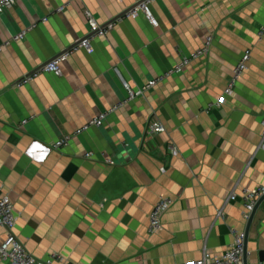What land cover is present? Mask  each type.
<instances>
[{
  "label": "crops",
  "instance_id": "1",
  "mask_svg": "<svg viewBox=\"0 0 264 264\" xmlns=\"http://www.w3.org/2000/svg\"><path fill=\"white\" fill-rule=\"evenodd\" d=\"M142 1L17 0L0 14V47L11 41L0 51V183L18 216L15 235L39 259L185 264L206 251L222 255L232 230L245 231L248 222L240 199L227 203L230 194L264 186V0H155L158 26L143 13L115 21ZM87 12L101 25L116 22L93 41L94 51L72 52L60 76L43 72L19 84L88 34ZM209 37L208 52L180 73L102 126L53 146L123 101L125 84H147ZM247 49L235 93L213 106ZM155 122L166 131L148 135ZM161 197L174 204L163 228L150 233ZM261 252L264 202L250 230L249 264H262Z\"/></svg>",
  "mask_w": 264,
  "mask_h": 264
},
{
  "label": "built area",
  "instance_id": "2",
  "mask_svg": "<svg viewBox=\"0 0 264 264\" xmlns=\"http://www.w3.org/2000/svg\"><path fill=\"white\" fill-rule=\"evenodd\" d=\"M155 0H143L136 6L129 9L123 16H120L115 19L116 22H120L124 18H137L141 13H143L147 19L154 26H158L159 22L154 17L151 11V3ZM17 3V0H0V14L5 12L7 9L12 8ZM66 6H61L57 9L58 12H62ZM88 24H89V32L88 34L82 38L79 42H77L74 46H72L69 50H66L56 56L53 60L46 63L39 70L34 72L33 74L25 76L19 84L27 83L31 81L35 76L43 72L53 73L57 76L62 75V63L71 55L72 52L79 51L81 49L87 50L88 52H93V41L100 36L107 35L115 25V21L110 22L106 25H101L99 22L92 16L90 12H87ZM48 17L43 18V22H46ZM37 26V23L31 25L29 28L22 30L17 33L13 37V41H18L23 39L30 30L34 29ZM264 35V27L260 31V36ZM212 37H209L206 40V43L202 48L197 50L190 58L184 59L182 62L172 66L165 72L161 73L158 77L150 80L147 84L134 89L129 86V84H125L127 90L126 98L110 108L102 112L97 117L93 118L89 122H87L81 128H78L74 133L67 134L59 139H57L53 146L55 148H62L67 146L74 136L82 134L84 131L91 127H100L102 126L109 115L116 110L120 109L124 105L133 101L135 98L144 95L147 91L155 87L158 83L164 82L166 79L172 77L175 74L180 73L185 66L190 64L194 59L200 58L205 53L208 52L209 47L211 46ZM11 44V41H7L0 47V51ZM251 58V49H247L240 60L237 62L234 67L233 73L228 80L227 86L224 90V94L219 98V100L212 104L213 106H221L226 102L227 97L232 96L235 93L236 86L243 75V73L248 69V63ZM28 119H24L22 121L23 124L28 123ZM263 127V141H264V118L262 121ZM166 128L160 123L155 122L149 127L147 132L148 135L153 133L165 132ZM94 155V152L90 151L86 154L88 158H91ZM111 164H114V160H109ZM164 171V168H163ZM264 196V186H259L255 188H243L240 193L232 192L227 199L228 202L236 201L240 199L245 208L246 217L249 219L251 213L255 209L259 200ZM174 199L171 197H161L152 211L149 214V232L157 233L163 228V217L166 212L173 206ZM222 214V211L219 215ZM18 216L14 210V205L12 199L9 194H7L4 190V187L0 183V229H4L6 231V237L4 240H0V259L3 261H8L13 264H69L64 258L58 254H53L46 259H39L32 255L25 245L18 239V237L14 233V228L17 224ZM233 241L228 246L226 252L222 255H213L210 252L206 251L203 257L196 262L193 263H185V264H244V247H245V239L246 232L240 231L237 229L232 230ZM264 264V261L262 262Z\"/></svg>",
  "mask_w": 264,
  "mask_h": 264
},
{
  "label": "water",
  "instance_id": "3",
  "mask_svg": "<svg viewBox=\"0 0 264 264\" xmlns=\"http://www.w3.org/2000/svg\"><path fill=\"white\" fill-rule=\"evenodd\" d=\"M264 202V196L259 200V202L257 203L255 209L253 210V212L251 213L248 222H247V227H246V239H245V247H244V264H249V235H250V230H251V226L253 224V221L255 219L256 213L258 208L260 207V205ZM260 260L264 261V252L260 253Z\"/></svg>",
  "mask_w": 264,
  "mask_h": 264
}]
</instances>
